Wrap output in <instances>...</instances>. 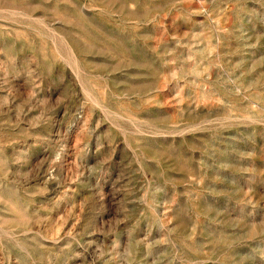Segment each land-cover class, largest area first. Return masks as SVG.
<instances>
[{
    "label": "rangeland",
    "instance_id": "1",
    "mask_svg": "<svg viewBox=\"0 0 264 264\" xmlns=\"http://www.w3.org/2000/svg\"><path fill=\"white\" fill-rule=\"evenodd\" d=\"M0 264H264V0H0Z\"/></svg>",
    "mask_w": 264,
    "mask_h": 264
}]
</instances>
